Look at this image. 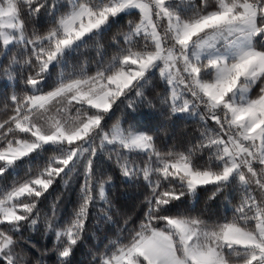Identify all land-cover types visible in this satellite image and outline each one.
Masks as SVG:
<instances>
[{"label": "snow or ice", "instance_id": "6c2138e0", "mask_svg": "<svg viewBox=\"0 0 264 264\" xmlns=\"http://www.w3.org/2000/svg\"><path fill=\"white\" fill-rule=\"evenodd\" d=\"M0 104V264H264V0H0Z\"/></svg>", "mask_w": 264, "mask_h": 264}, {"label": "trees", "instance_id": "16d2710c", "mask_svg": "<svg viewBox=\"0 0 264 264\" xmlns=\"http://www.w3.org/2000/svg\"><path fill=\"white\" fill-rule=\"evenodd\" d=\"M89 56H91V53H89ZM0 109H3V104H0ZM0 115H2V112H0ZM37 241L42 242V243H48V246L51 247V243L43 240L41 237H37ZM78 256H79V253H78Z\"/></svg>", "mask_w": 264, "mask_h": 264}]
</instances>
